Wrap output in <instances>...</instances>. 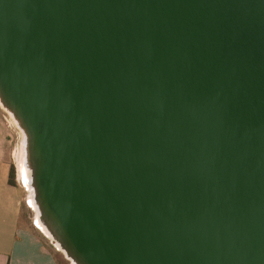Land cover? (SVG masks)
<instances>
[{
	"label": "water",
	"instance_id": "obj_1",
	"mask_svg": "<svg viewBox=\"0 0 264 264\" xmlns=\"http://www.w3.org/2000/svg\"><path fill=\"white\" fill-rule=\"evenodd\" d=\"M0 106L70 264H264V0H0Z\"/></svg>",
	"mask_w": 264,
	"mask_h": 264
},
{
	"label": "crops",
	"instance_id": "obj_2",
	"mask_svg": "<svg viewBox=\"0 0 264 264\" xmlns=\"http://www.w3.org/2000/svg\"><path fill=\"white\" fill-rule=\"evenodd\" d=\"M15 135L14 123L0 106V264H68L37 226L25 220L23 193L12 179L13 170L18 172Z\"/></svg>",
	"mask_w": 264,
	"mask_h": 264
},
{
	"label": "rangeland",
	"instance_id": "obj_3",
	"mask_svg": "<svg viewBox=\"0 0 264 264\" xmlns=\"http://www.w3.org/2000/svg\"><path fill=\"white\" fill-rule=\"evenodd\" d=\"M7 114V112H6ZM9 116V115H8ZM15 131H16V135H15V151L17 152L18 148L21 147L22 145V142H23V138L21 136V131L17 128V126L15 125ZM23 135V134H22ZM20 160L18 161V164H17V169L19 168V171H20V165H21V161H22V156H23V153H22V148H21V153H20ZM17 163V162H16ZM16 169V170H17ZM28 174V173H26ZM29 175V174H28ZM15 178L19 184V187L21 188V191L23 193V199H24V203H23V206H24V211H25V220L29 223H32L31 225L33 227H36V224H35V211H33V209L31 208V206L29 205L28 203V200H29V196L31 195V192L29 191V189L27 188V186L25 185L24 181L23 180H20L19 177H18V172L16 171L15 172ZM37 230H40L38 227H36ZM40 232H42L40 230ZM43 234V232H42ZM45 235V234H44ZM46 236V235H45ZM47 237V236H46ZM48 238V237H47ZM49 239V238H48ZM50 240V239H49ZM51 241V240H50ZM52 242V241H51ZM53 243V242H52ZM53 245L55 246V244L53 243ZM56 248V246H55ZM68 262V261H67ZM68 264H70V262H68Z\"/></svg>",
	"mask_w": 264,
	"mask_h": 264
},
{
	"label": "bare ground",
	"instance_id": "obj_4",
	"mask_svg": "<svg viewBox=\"0 0 264 264\" xmlns=\"http://www.w3.org/2000/svg\"><path fill=\"white\" fill-rule=\"evenodd\" d=\"M10 118H11L12 122L14 123V125H16V123L14 122V120L12 119V117H10ZM21 135H22V133H21ZM22 137H23V135H22ZM23 141H24V138H23ZM21 148H22L23 156H22V161H21V165H20V171H19V168H18V177H19L20 180H23L24 181L25 185L28 188L27 183H28V178H29V175L28 174L29 173L24 168V143L23 142H22ZM20 153H21V149L19 147V150L17 152V160H16L17 164H18V161L20 160V155H21ZM26 173H28V174H26ZM28 203L31 206V208L33 209V211H35V224H36V226L43 232V234H45L52 241L53 239L50 236V234L47 232V230L45 229V227L39 222L38 212L36 211V208H35V206L33 204L31 195L29 196ZM56 248H57V250L59 252H61V250L59 249V246L58 245H56Z\"/></svg>",
	"mask_w": 264,
	"mask_h": 264
},
{
	"label": "trees",
	"instance_id": "obj_5",
	"mask_svg": "<svg viewBox=\"0 0 264 264\" xmlns=\"http://www.w3.org/2000/svg\"><path fill=\"white\" fill-rule=\"evenodd\" d=\"M14 178H15V170H13V174H12V179L14 181ZM68 263V262H67Z\"/></svg>",
	"mask_w": 264,
	"mask_h": 264
}]
</instances>
